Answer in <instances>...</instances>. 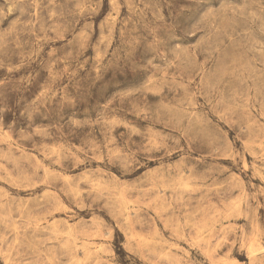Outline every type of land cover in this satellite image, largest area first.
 Wrapping results in <instances>:
<instances>
[{"label": "rangeland", "instance_id": "rangeland-1", "mask_svg": "<svg viewBox=\"0 0 264 264\" xmlns=\"http://www.w3.org/2000/svg\"><path fill=\"white\" fill-rule=\"evenodd\" d=\"M0 264H264V0H0Z\"/></svg>", "mask_w": 264, "mask_h": 264}, {"label": "bare ground", "instance_id": "bare-ground-1", "mask_svg": "<svg viewBox=\"0 0 264 264\" xmlns=\"http://www.w3.org/2000/svg\"><path fill=\"white\" fill-rule=\"evenodd\" d=\"M55 221V220H54ZM206 239V238H205Z\"/></svg>", "mask_w": 264, "mask_h": 264}]
</instances>
